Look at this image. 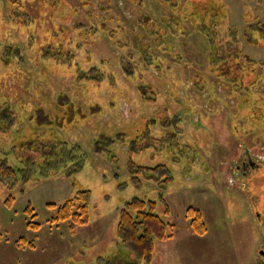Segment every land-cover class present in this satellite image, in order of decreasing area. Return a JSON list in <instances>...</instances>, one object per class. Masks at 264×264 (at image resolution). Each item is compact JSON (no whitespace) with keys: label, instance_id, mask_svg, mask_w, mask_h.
Segmentation results:
<instances>
[{"label":"rangeland","instance_id":"obj_1","mask_svg":"<svg viewBox=\"0 0 264 264\" xmlns=\"http://www.w3.org/2000/svg\"><path fill=\"white\" fill-rule=\"evenodd\" d=\"M212 5L227 14L219 26ZM216 26L209 34L218 43L228 32L234 39L217 51L231 63L224 55L226 64L212 70L215 40L205 32ZM254 26L264 34V0H0V126L17 118L12 131L0 130V151L19 166L18 132L47 131L34 119L55 120L63 101L77 117L54 129L82 162L74 173L37 175L15 189L0 184V264L115 256L120 210L134 197L157 200L176 226L151 264H254L264 236V165L247 185L231 171L250 151L264 161V37L250 33ZM79 189L92 193L90 223L72 231L69 221L50 222L47 205ZM189 207L201 213L204 234L193 232Z\"/></svg>","mask_w":264,"mask_h":264},{"label":"trees","instance_id":"obj_2","mask_svg":"<svg viewBox=\"0 0 264 264\" xmlns=\"http://www.w3.org/2000/svg\"><path fill=\"white\" fill-rule=\"evenodd\" d=\"M13 6H17L21 3V0H9ZM213 8L211 14L215 18L219 26V17L226 18V13H222L224 10L220 6H210ZM220 12V13H219ZM219 15V16H217ZM258 25V24H257ZM218 26L214 29H208L205 34H209L212 30L219 31ZM259 31L261 35L263 27L254 26L251 29L253 32ZM205 30V29H203ZM211 36V34H209ZM212 37V36H211ZM214 41V51H212L210 63L212 70H215L213 66L225 65L221 57L225 55L230 62L231 56L229 52L224 54L218 52V46L225 44L227 40L233 41V35L229 32L223 38L224 40ZM209 39V38H208ZM256 39V38H255ZM211 41V40H210ZM228 51V50H227ZM241 54H236V60L239 59ZM233 58V56H232ZM253 61V59H252ZM213 65V66H212ZM231 66V65H230ZM244 67L242 66V69ZM238 69H236V72ZM244 71L248 72V68H244ZM244 74H240L237 78L240 83L243 81ZM241 85V84H239ZM66 109L59 113L54 118L55 120L50 121H39L34 119L37 126L46 125L47 131L42 133H33L32 130L27 132L25 136H21L18 132V139L15 137L12 146L13 152L16 154L19 166L12 165L8 160V154L0 151V184L8 187L9 189H15L19 183H27L30 180L38 177L37 175L48 177L56 175L61 170H66L67 173H74L81 168V158L79 156L78 148L71 146L60 133L55 132L54 126L62 128L63 126L73 122L77 117V111L71 110L73 105L61 102ZM57 119V120H56ZM17 124V118L13 116L9 119V123L5 126H0L2 132L9 133ZM103 137H99L101 140L108 141L113 139L111 136L102 134ZM17 139V140H16ZM99 139V140H100ZM72 165V166H71ZM70 167V168H69ZM155 169H166L164 165H157ZM172 175L167 181L172 180ZM166 185H162L164 188ZM15 195L10 194L5 199V204L10 206L15 200ZM92 193L89 189H79L73 198L68 199L61 205L57 203H49L47 206L53 211L50 222L60 223L69 221L70 229L75 231L78 226L88 225L90 223V204H91ZM158 202L154 199H145L141 197H134L127 201L124 207L120 210L119 221L117 226V241L119 244L118 253L115 256H99L97 258L98 264H151L154 258V253L157 247V243L173 237L175 224L167 221L157 210ZM25 211L31 214V220L36 218L34 208L31 204H28ZM165 213H169V206L166 205ZM188 216L191 220V228L194 233L202 235L206 232V225L202 218L201 213L198 209L189 207L187 209ZM32 229H39L42 224L39 222L30 221L27 224ZM18 241L26 243L30 248L35 247L34 241H26L24 237H21ZM62 264H79L76 261H67Z\"/></svg>","mask_w":264,"mask_h":264},{"label":"flooded vegetation","instance_id":"obj_3","mask_svg":"<svg viewBox=\"0 0 264 264\" xmlns=\"http://www.w3.org/2000/svg\"><path fill=\"white\" fill-rule=\"evenodd\" d=\"M260 164L264 165V161L261 163L260 160L258 159V156L253 154L251 151L247 152L243 154V156L239 159L238 162H235V168L231 170L232 177H235L236 180H241V182H245V185L251 182L254 183L257 177L255 172L258 171V167ZM226 175L229 176L228 173H226ZM258 217L261 218L262 216L258 214ZM257 254H258V258L256 262H254V264H264V236L262 243L257 249Z\"/></svg>","mask_w":264,"mask_h":264}]
</instances>
